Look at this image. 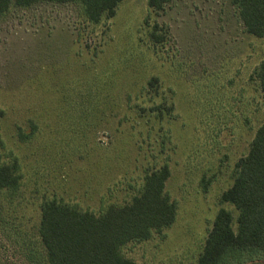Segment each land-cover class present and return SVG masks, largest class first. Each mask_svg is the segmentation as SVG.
<instances>
[{"label": "rangeland", "instance_id": "rangeland-1", "mask_svg": "<svg viewBox=\"0 0 264 264\" xmlns=\"http://www.w3.org/2000/svg\"><path fill=\"white\" fill-rule=\"evenodd\" d=\"M153 22L161 43L148 36ZM262 59L264 35L244 31L231 0H172L157 13L121 0L99 23L72 3L11 5L0 18V157L17 161L21 179L13 194L0 189L1 242L17 235L38 248L44 199L99 213L167 164L174 221L121 252L137 264H195L218 209L237 214L220 194L264 122L253 75ZM160 104L173 106L161 120L151 110Z\"/></svg>", "mask_w": 264, "mask_h": 264}, {"label": "trees", "instance_id": "trees-1", "mask_svg": "<svg viewBox=\"0 0 264 264\" xmlns=\"http://www.w3.org/2000/svg\"><path fill=\"white\" fill-rule=\"evenodd\" d=\"M121 0H0V18L11 5L29 7L39 2L72 3L83 18L99 23L115 14ZM172 0H147L156 13ZM246 33L264 35V0H231ZM150 41L165 40L164 27L153 22L148 32ZM264 90V59L253 72ZM157 78L147 85L156 88ZM164 107V108H163ZM172 104L151 107L159 119L168 114ZM3 110L0 109V119ZM22 136V135H21ZM28 138L31 131L23 134ZM0 135V148L2 146ZM170 174L167 164L146 170L143 182L131 199L121 205L109 204L99 213L51 197L40 203L37 225L39 247L18 240V236L0 239V264H137L121 252L131 241L148 239L152 231L161 232L175 218L176 205L164 187ZM19 166L14 159L4 163L0 157V189L11 194L20 186ZM220 201L232 204L236 216L220 207L207 231L195 264H245L264 257V122L254 132L247 152L235 163L233 180L220 194ZM8 242V244H6ZM8 247L17 257L7 254ZM13 259V260H12Z\"/></svg>", "mask_w": 264, "mask_h": 264}]
</instances>
